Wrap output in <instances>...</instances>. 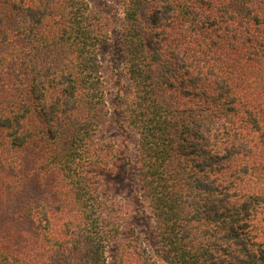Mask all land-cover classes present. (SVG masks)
Here are the masks:
<instances>
[{
    "label": "trees",
    "instance_id": "trees-1",
    "mask_svg": "<svg viewBox=\"0 0 264 264\" xmlns=\"http://www.w3.org/2000/svg\"><path fill=\"white\" fill-rule=\"evenodd\" d=\"M123 3L156 250L102 138L109 26L89 0H0V264H264V0Z\"/></svg>",
    "mask_w": 264,
    "mask_h": 264
},
{
    "label": "rangeland",
    "instance_id": "rangeland-1",
    "mask_svg": "<svg viewBox=\"0 0 264 264\" xmlns=\"http://www.w3.org/2000/svg\"><path fill=\"white\" fill-rule=\"evenodd\" d=\"M92 9L102 16L110 28L109 39L98 47L99 59L102 66L106 90V103L112 115L110 125L102 135L103 139L110 141L115 147L116 162L119 163L120 186L119 193L125 197L132 195L138 198L135 206V220L133 225L142 234V241L153 254L156 250V235L154 221L148 205L141 199L139 175L137 171V142L138 136L125 122L122 113V98L129 92L131 86L123 63L122 33L124 23L123 0H89ZM245 187L263 189L264 181L251 183L247 181ZM54 217L53 224L61 223ZM114 256V254H112Z\"/></svg>",
    "mask_w": 264,
    "mask_h": 264
}]
</instances>
